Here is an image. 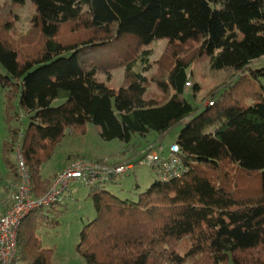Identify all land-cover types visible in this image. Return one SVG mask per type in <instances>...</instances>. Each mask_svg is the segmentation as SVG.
I'll return each instance as SVG.
<instances>
[{"label": "trees", "instance_id": "obj_1", "mask_svg": "<svg viewBox=\"0 0 264 264\" xmlns=\"http://www.w3.org/2000/svg\"><path fill=\"white\" fill-rule=\"evenodd\" d=\"M31 1L43 52L22 61L12 43L0 37V86L10 99H19L29 118L24 130L9 127L11 141L4 152L20 144L33 198H42L58 175L43 179L41 167L68 131L84 134L88 124L94 125L103 140L127 147L132 156L121 164L135 168L181 126L174 143L180 177L164 181L151 167L158 179L137 202L120 199L106 184L90 187L96 217L84 225L77 245L86 263L264 264V95L255 91L257 84L264 89V66L255 67L264 58V0ZM77 21L91 36L76 45L60 42L62 26ZM126 39L136 49L157 40H166L170 48L198 44L212 72L234 76L213 95L212 106H196L187 98L191 63L178 55L167 80L156 81L167 97L159 102L149 95L152 79L143 71L150 51H143L141 60L125 65L126 84L108 88L94 70L101 59L89 69L86 64L101 47L108 50ZM85 56L90 61L83 63ZM243 83L251 86L247 96L233 92ZM56 100L63 103L54 106ZM134 137L146 141L141 150ZM5 162L2 193L18 180L16 162L7 157ZM256 179L261 190L253 197ZM55 206L35 210L31 214L41 219L21 225L15 264H54V251L43 248L37 231Z\"/></svg>", "mask_w": 264, "mask_h": 264}, {"label": "rangeland", "instance_id": "obj_2", "mask_svg": "<svg viewBox=\"0 0 264 264\" xmlns=\"http://www.w3.org/2000/svg\"><path fill=\"white\" fill-rule=\"evenodd\" d=\"M36 11L31 0H24L21 4H14L11 0H0V37H5L12 43L18 50L22 61L38 58L44 49L45 40L32 23ZM89 36L91 34L85 29L84 24L77 21L63 25L58 39L65 45H76ZM136 46L133 40L126 39L119 40L115 46L108 50L101 47V51H96L89 56H93L94 58L91 60L94 61L91 64H86V68L93 67V64L101 59L102 62L97 64L94 69L98 71L99 80L105 82L108 88L119 89L127 82L125 65L131 60H141V56L144 55L143 51H150V55L147 56L149 67L143 71L149 80L152 79L149 95L159 102H164L167 97L159 91L156 81L160 83L167 80L175 57L179 55L191 63V83L188 86L187 98L196 106H201L202 103L204 106H212V99L216 92L229 84L234 76L230 71L212 72L209 60L205 54L199 52L198 44L170 48L166 40H157L145 48L136 49ZM86 60L90 61L88 56L83 58V63H86ZM263 66L264 58L255 64L256 68ZM0 70L4 73L1 67ZM249 87L251 86L243 83L233 92L240 96H247ZM257 87L256 93L259 91L264 95V89L259 84ZM192 94L196 99L191 97ZM62 103V100H56L53 105L59 106ZM249 103L251 104V102ZM28 125L29 118L26 112L19 107V99H10L0 86V176L4 179L8 174L5 157L16 162L13 152H4L5 143L11 141L9 127L24 130ZM180 130L181 126L174 127L164 139L163 147L159 151L164 156L170 155L171 147ZM82 133L73 134L70 131L66 133V136L56 147L52 159L42 165L41 176L43 179H49L56 173L65 170L70 164L76 163L86 165L91 169H120L126 166L121 163L132 156V153L127 151V147L119 140H103L98 129L92 124H88L85 133ZM154 138L151 136L148 141L151 142ZM133 142L136 147H139V150L146 145V141L140 137H134ZM118 162H120L118 165L110 164ZM131 165L132 163L128 164V166ZM156 179L158 176L149 165L139 164L114 183L106 184V189L122 200L137 202L139 194L145 192ZM252 186L251 195L254 197L261 190L260 181L253 180ZM89 193L90 188L83 184L71 186L64 196V201L55 206L53 212L48 213L49 218L46 219V225L37 231L43 248L54 251L52 258L54 264H87L78 253L77 245L80 240L79 234L84 225L96 217L93 201L88 198ZM2 194L0 180V195ZM34 219L40 220V214H31L23 223V227ZM187 264L203 263L196 259Z\"/></svg>", "mask_w": 264, "mask_h": 264}, {"label": "built area", "instance_id": "obj_3", "mask_svg": "<svg viewBox=\"0 0 264 264\" xmlns=\"http://www.w3.org/2000/svg\"><path fill=\"white\" fill-rule=\"evenodd\" d=\"M13 153L16 157L18 180L17 182H10L9 190L0 195L2 199L0 264H15L19 260L20 227L32 212L40 208H51L61 204L69 188L75 184H83L90 188L98 184L113 183L134 169L132 165L110 170L91 169L80 163L70 164L65 170L58 173L47 195L41 199H35L32 197V180L20 144L14 147ZM178 153V146L173 145L169 156H164L161 152H153L141 164L154 168L158 176L164 181L177 178L183 173Z\"/></svg>", "mask_w": 264, "mask_h": 264}, {"label": "crops", "instance_id": "obj_4", "mask_svg": "<svg viewBox=\"0 0 264 264\" xmlns=\"http://www.w3.org/2000/svg\"><path fill=\"white\" fill-rule=\"evenodd\" d=\"M60 172H61V171H60ZM3 194H4V193H3ZM3 194H2V195H3Z\"/></svg>", "mask_w": 264, "mask_h": 264}]
</instances>
